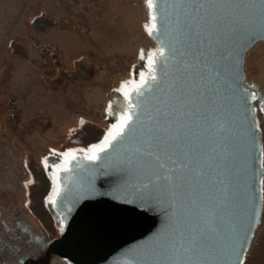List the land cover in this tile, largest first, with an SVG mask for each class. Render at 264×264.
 I'll use <instances>...</instances> for the list:
<instances>
[{"label": "snow or ice", "instance_id": "snow-or-ice-1", "mask_svg": "<svg viewBox=\"0 0 264 264\" xmlns=\"http://www.w3.org/2000/svg\"><path fill=\"white\" fill-rule=\"evenodd\" d=\"M145 4V30L149 35L159 32L156 52L164 68L159 78L151 76V84H145L144 73L139 82L121 83L117 91L126 101L130 84L142 99L135 111L129 103L117 114V122L99 143L59 154L61 163L51 165L52 203L59 192L56 172L67 171V163L80 151L93 174L120 175L114 198L154 205L163 213L159 231L129 253L128 264H245L240 253H247L245 243L250 246L254 238L255 210L230 182L220 180L223 187H216L208 176L223 175L218 169L226 166V159L229 175H239L245 137L250 135L245 113L257 109L233 111L237 101L227 94L229 83L219 62L227 59L225 51L241 32L264 35V0ZM148 59L150 66L156 62L152 52ZM249 99L258 100L255 91L240 98L244 103ZM259 104L264 112V100ZM253 126L259 131L258 124ZM41 163L49 166L47 158ZM260 183L264 185V179ZM94 192L90 180L81 186V196ZM261 193L264 200V188Z\"/></svg>", "mask_w": 264, "mask_h": 264}, {"label": "rangeland", "instance_id": "rangeland-1", "mask_svg": "<svg viewBox=\"0 0 264 264\" xmlns=\"http://www.w3.org/2000/svg\"><path fill=\"white\" fill-rule=\"evenodd\" d=\"M23 1L0 0V26L17 18ZM143 4L30 0L15 22L0 78V192L17 195L28 209L35 194L29 214L50 236L51 165L61 163L60 153L99 143L126 102L117 91L121 83L139 82L148 72V53L157 48L145 30ZM245 71L264 82V45L248 52ZM244 260L264 264V216Z\"/></svg>", "mask_w": 264, "mask_h": 264}, {"label": "water", "instance_id": "water-1", "mask_svg": "<svg viewBox=\"0 0 264 264\" xmlns=\"http://www.w3.org/2000/svg\"><path fill=\"white\" fill-rule=\"evenodd\" d=\"M166 0H157V3L164 5ZM155 14L159 24L160 11ZM159 32L148 34L150 42L156 48L160 45ZM264 41V35L255 31H245L237 35L231 42L224 55L226 60L219 62L220 70L225 73L229 88L227 94L237 101L233 111L244 112L245 109L254 107L250 99L244 103L241 97L249 96L250 92H244V61L246 53L259 42ZM205 49V53H206ZM156 62L151 65L150 75L146 78L145 84H151V76L159 75L164 68V62L157 53ZM207 55L201 57L207 59ZM154 70V71H153ZM209 87H212L209 85ZM256 88H253L255 90ZM211 99L210 93H205ZM142 99L137 95L136 90L129 94L127 104L133 105L135 111L136 103ZM250 135L245 137L243 153L240 158L239 175H229L228 168L231 163L226 159L225 167L218 169L223 175L217 177L210 172L208 179L216 186L222 188L219 183L224 180L230 182L241 198H246L250 208L255 210V235L251 240L247 253H240L245 259L258 230L262 226L264 216V200L261 199V179H264V135L260 128L258 115L255 112H246ZM259 125V131L253 125ZM219 152V149H217ZM104 155L103 152L100 153ZM89 161L83 156H76L67 163V171L58 173L57 185L59 192L55 195V203H52V212L62 221L60 236L55 239L47 248L45 257L36 263L46 264L48 257L53 254L68 262V264H128L129 253L138 246L149 240L159 231L164 220L160 208L154 205L141 206L137 203H130L123 199H116L113 196L116 185L121 177L119 174L110 172L107 175L93 174L91 168L86 167ZM97 164L100 163L98 160ZM219 163V161H217ZM103 172V169H99ZM236 170L233 169V172ZM91 181L95 185V192L91 195L81 196V186ZM131 199V197H129ZM251 234V233H250Z\"/></svg>", "mask_w": 264, "mask_h": 264}, {"label": "flooded vegetation", "instance_id": "flooded-vegetation-1", "mask_svg": "<svg viewBox=\"0 0 264 264\" xmlns=\"http://www.w3.org/2000/svg\"><path fill=\"white\" fill-rule=\"evenodd\" d=\"M264 45V41L253 46ZM252 48V49H253ZM250 49L248 52H250ZM244 61V90L250 93L255 91L258 100L253 101L254 107L257 109L260 128L264 130V112H261L259 100H264V82H256L252 78L247 77L245 71L246 57ZM157 52L154 51V55ZM151 66H148L147 78L150 75ZM253 88H256L253 90ZM130 93L135 91L133 86H129ZM127 106L124 102L121 112ZM116 123V122H115ZM114 123V124H115ZM58 164V163H55ZM53 168L49 169L50 176L53 175ZM63 171L61 168L58 173ZM53 186V184H52ZM54 187V186H53ZM17 195L3 194L0 192V264H32L45 257L48 246L60 236L62 226L59 218L52 212L51 197L48 201V209L52 214L54 234L48 235L41 225L37 224L29 214V209L24 202H20ZM46 264H68V262L56 255L51 254Z\"/></svg>", "mask_w": 264, "mask_h": 264}, {"label": "trees", "instance_id": "trees-1", "mask_svg": "<svg viewBox=\"0 0 264 264\" xmlns=\"http://www.w3.org/2000/svg\"><path fill=\"white\" fill-rule=\"evenodd\" d=\"M30 0H24L22 2V8L21 11L23 10L24 7H26L27 5H29ZM146 7V5H145ZM144 4L142 6L143 9H145ZM18 13L17 18L19 15H21V13ZM145 17V16H144ZM17 18L14 19V21L12 20L11 22L7 21L6 24L0 26V78L2 76L4 67H5V60L7 59V44L8 41L10 40V38L13 36V31L15 29V22L17 21ZM80 106H84L83 105V101H79L78 103ZM77 104V105H78ZM7 163L11 166H15V164H12L13 161L9 160L8 158H6ZM7 166V165H6ZM7 168V167H6Z\"/></svg>", "mask_w": 264, "mask_h": 264}, {"label": "built area", "instance_id": "built-area-1", "mask_svg": "<svg viewBox=\"0 0 264 264\" xmlns=\"http://www.w3.org/2000/svg\"><path fill=\"white\" fill-rule=\"evenodd\" d=\"M34 199H35V194H30L29 196V202H30V211L34 212L35 211V205H34ZM45 210V208H43Z\"/></svg>", "mask_w": 264, "mask_h": 264}, {"label": "bare ground", "instance_id": "bare-ground-1", "mask_svg": "<svg viewBox=\"0 0 264 264\" xmlns=\"http://www.w3.org/2000/svg\"><path fill=\"white\" fill-rule=\"evenodd\" d=\"M263 135H264V130L262 131Z\"/></svg>", "mask_w": 264, "mask_h": 264}]
</instances>
